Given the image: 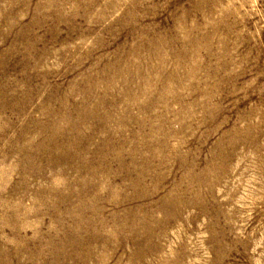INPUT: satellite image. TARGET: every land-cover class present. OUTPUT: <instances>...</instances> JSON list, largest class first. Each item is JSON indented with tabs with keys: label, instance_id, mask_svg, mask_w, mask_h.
<instances>
[{
	"label": "rangeland",
	"instance_id": "obj_1",
	"mask_svg": "<svg viewBox=\"0 0 264 264\" xmlns=\"http://www.w3.org/2000/svg\"><path fill=\"white\" fill-rule=\"evenodd\" d=\"M0 264H264V0H0Z\"/></svg>",
	"mask_w": 264,
	"mask_h": 264
}]
</instances>
